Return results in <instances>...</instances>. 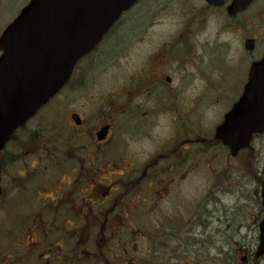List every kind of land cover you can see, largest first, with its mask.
Wrapping results in <instances>:
<instances>
[{
  "label": "rangeland",
  "instance_id": "rangeland-1",
  "mask_svg": "<svg viewBox=\"0 0 264 264\" xmlns=\"http://www.w3.org/2000/svg\"><path fill=\"white\" fill-rule=\"evenodd\" d=\"M28 1L0 0V34ZM159 1L139 0L123 16L95 52L80 61L68 86L41 112L40 116H46L49 125H40L45 134L68 131L71 130H67L70 113H76L86 121L87 127L89 125L88 131H94L108 120L115 131L113 137L117 136L115 141L119 143L123 139L117 133L125 131L128 106L138 116L151 108L146 102H139L148 97L137 90L145 77L143 70L149 65L158 66L152 59L158 52L163 53L165 59H175L177 64L169 72L176 89L173 111L165 112L163 107L162 111L153 112L140 123L133 118L134 121L128 120L127 130L135 129L123 149L142 161L154 149L178 148L181 151L188 146L193 151L191 170L186 171L188 174L183 182L158 201L152 213L154 219H148L149 228L154 232L146 233L147 238L136 237V228L143 220L136 215L135 206L128 209L125 216L128 232L124 234L127 264H137V259L142 260V264H163L159 262L164 258L158 250L159 242L173 250L171 257L175 260L241 264V258L252 255L257 245V225L261 218L259 194L264 181V134L256 136L251 148L235 158L212 138L214 128L241 94L247 61L242 60L244 57L235 42L233 55L227 53L224 60L229 66L221 72H209L206 77L210 84L206 88L204 73L200 79L192 75L191 85L179 89L183 73L188 71L180 64L182 55L179 52L186 44V36L179 38L177 35L188 25L191 0H161L157 5ZM218 18L209 21L217 23ZM213 21L208 22L205 31L196 38L198 42L212 37L217 27ZM169 45L174 46L170 52ZM126 99H133L131 105L124 104ZM140 103L144 105L139 106ZM190 130L195 136L183 140ZM71 141L76 146L84 144L82 138ZM70 144L66 142L63 146ZM121 148L119 144L116 149L113 147V152H121ZM99 153L103 151H96ZM64 159L68 162L66 157ZM96 162L107 165V157H98ZM170 226L173 229L165 228ZM249 260L245 264H264V258L257 263Z\"/></svg>",
  "mask_w": 264,
  "mask_h": 264
},
{
  "label": "flooded vegetation",
  "instance_id": "flooded-vegetation-1",
  "mask_svg": "<svg viewBox=\"0 0 264 264\" xmlns=\"http://www.w3.org/2000/svg\"><path fill=\"white\" fill-rule=\"evenodd\" d=\"M230 2L214 7L191 0L186 20L189 38L179 51L180 64L188 73H183L179 89L191 85L192 75L200 79L204 73L206 88L210 84L206 77L209 72H221L229 66L224 60L227 53L233 55L235 42L248 69L262 58L264 0H253L232 16L226 12ZM213 17L220 19L217 23L210 20L217 26L212 37L194 41ZM152 59L158 66L149 65L143 70L145 77L137 89L148 96L139 102H146L151 108L138 116L128 106L126 122L140 123L163 107L171 113L176 105V89L169 72L177 61L165 59L159 52ZM132 100L126 99L124 104L131 105ZM43 118H39V123L23 126L0 150V264H127L124 234L128 232L125 218L128 209L135 206L136 215L143 220L136 228V237L154 232L148 219H154L152 213L158 201L186 179V171L191 170L192 149L158 148L138 161L123 149L135 129L129 132L126 122L125 131L117 133L123 139L118 143L108 120L107 137L98 142L95 135L103 126L88 131L89 125L80 117L83 124L80 127L87 128L85 131H79L68 121L71 130L45 134L40 125H45ZM190 136L191 130L183 140ZM81 138H85L86 145L76 146L71 141ZM66 142L71 144L60 146ZM119 144L121 152H113V147ZM100 150L103 154H96ZM103 155L107 157V165L96 162ZM249 261L246 255L241 264ZM159 262L192 263L186 258H163Z\"/></svg>",
  "mask_w": 264,
  "mask_h": 264
},
{
  "label": "water",
  "instance_id": "water-1",
  "mask_svg": "<svg viewBox=\"0 0 264 264\" xmlns=\"http://www.w3.org/2000/svg\"><path fill=\"white\" fill-rule=\"evenodd\" d=\"M138 0H32L0 37V148L13 131L67 82L75 63L88 54L120 15ZM219 6L225 0H204ZM251 0H233L229 15ZM79 125L77 116H72ZM107 128L98 134L106 135ZM264 133V55L251 64L239 99L216 127L214 138L235 157ZM256 257L264 255V182L260 191Z\"/></svg>",
  "mask_w": 264,
  "mask_h": 264
}]
</instances>
